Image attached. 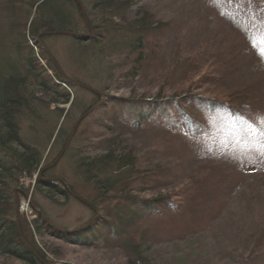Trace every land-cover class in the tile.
I'll return each instance as SVG.
<instances>
[{"label": "rangeland", "instance_id": "obj_1", "mask_svg": "<svg viewBox=\"0 0 264 264\" xmlns=\"http://www.w3.org/2000/svg\"><path fill=\"white\" fill-rule=\"evenodd\" d=\"M78 1L84 17L78 4L64 6L72 17L71 33L84 39L100 37L97 36L96 22L94 25L89 23L93 15H100L98 10H93V0ZM126 1V7L121 10L122 14L126 13L124 18L143 17L158 27L150 31L142 62L135 63L136 55L128 56L126 49L108 48L107 39L102 45H96L97 48L104 47L99 53L103 62L88 61L90 51L85 50L72 35L39 36L46 31L43 28L36 35L29 31L38 3L0 0V71L11 73L8 64L13 65L16 58L30 52L47 67L46 61L50 59L63 78L74 85L68 90L69 103L42 104L31 113L27 110L21 112L17 119L22 140L38 149L42 167L50 168L51 178L67 184L71 195L66 199L56 196L51 200L32 191L33 179L40 177L41 173L21 177L12 189L19 213L30 223L35 217L31 204L41 211L45 220L72 230L99 217L75 197L90 202L92 186L73 172V158L69 153H73L75 147L72 145L73 149L63 150L62 143L84 110L94 104L101 105L112 97L133 100L158 95L168 97L193 87L195 94L208 95L219 87L201 81L200 77L204 74L224 75L234 81L233 84H240L239 87L237 85L239 96L243 92L245 101L251 104V108L246 109L251 120L246 121L243 130L225 129L226 125H222L218 115L205 110L202 115L196 113L202 125L193 130H186L184 126L177 129L174 123L163 131L150 129L147 136L152 138L148 146L154 149L162 145L158 149L170 157L179 150L191 152L196 159L192 168L202 169L210 162L217 165L214 172L218 175L229 174L228 169L221 171L223 163L227 162L238 173L233 182L244 181V186H240L237 192L207 193L205 200L192 194L180 208L147 218L145 222L152 242L148 254L154 264H264V135L255 130L258 125L264 126V56L260 55L262 45L259 43L261 34H264V19L253 15L250 0ZM121 12L109 10L107 13H113L114 17H106L105 22L121 24ZM103 37L110 35L106 33ZM253 38L257 42L256 47H253ZM83 86L95 89L102 99ZM225 90L226 87L220 89ZM189 110L199 111L201 108L192 102ZM64 113L67 116L63 119ZM89 120L78 123L77 135L85 132ZM178 122L182 123V120ZM59 128L62 133L57 137ZM86 135L77 138L83 142ZM204 142L209 146L199 145L202 150L197 151L196 144ZM254 169L256 172H252ZM162 173L165 181L159 184L160 189H164L161 193L181 189L175 178L168 177V170ZM241 175L243 178L238 179ZM145 197H153V192ZM33 237L47 250L49 264L124 262L123 253L113 246L115 242L112 240L100 247L67 244L48 236L33 234Z\"/></svg>", "mask_w": 264, "mask_h": 264}, {"label": "trees", "instance_id": "obj_2", "mask_svg": "<svg viewBox=\"0 0 264 264\" xmlns=\"http://www.w3.org/2000/svg\"><path fill=\"white\" fill-rule=\"evenodd\" d=\"M29 1L31 4L38 3L33 22L29 23V31L33 35L40 28L45 32H71L72 17L64 10V6H76L75 0ZM254 1L250 0L251 4L249 3L253 6V15H260L264 19V0H256V4ZM126 3V0H93V10H98L100 15H93L89 23L94 25L96 22L95 28L99 31L97 36L100 37L84 39L78 37L79 34L72 35L85 50L90 51L88 61L103 62L99 53L104 47L97 48L96 45H102L105 39L108 41V48L126 49L128 56L135 54V63L144 60L143 53L150 41V31L158 27L146 22L143 17L130 20L124 18L126 13L122 14L121 10L126 7ZM109 10L120 11V20L123 22H105L106 17H114L113 13H107ZM106 33L110 37H103ZM46 62L49 69L29 52L16 58L13 65L8 64L11 73L4 74L0 71V259L4 260L0 264H49L47 250L35 242L33 234L78 246L101 247L112 240L115 242L113 246L123 253V264H154L148 254L152 242L145 222L147 218L180 208L192 194L205 200L207 193L217 195L221 192H237L240 186H244V181L233 182L238 173L227 162L223 163L221 171L228 169L229 174L218 175L214 172L217 165L210 162L202 169L192 168L196 159L191 152L179 150L170 157L158 149L162 145L155 146L154 149L148 146L149 139L152 138L147 136L150 129L163 131V128L174 123L177 129H183L184 126L186 130H193L202 125L197 114L202 115L205 110L218 115V120L226 125L227 130L241 131L245 128L246 121L251 120V114L246 110L251 108V104L245 101L243 92L242 97L239 96L237 88L240 84H233L234 81L224 75L204 74L200 77L201 81L219 87L213 90L214 93L195 94L193 87L168 97L158 95L155 98L135 100L112 97L101 105L94 104L84 110L78 119H81L79 124L90 119L85 132L77 135V129L72 132L73 125L62 143L63 150H69L72 145L75 147L73 153H69L73 158V172L92 186L90 202L75 197L99 217L86 226L66 229L45 220L41 211L30 204L35 217L29 227L30 223L19 213L17 201L12 194V189L21 177H33L34 174L41 173L40 177L33 179L32 191L51 200L56 196L66 199L71 195L67 184L66 186L61 180L51 178L50 168L42 167L40 152L34 145L22 140L17 123L18 116L25 110L31 113L42 104L49 106L52 103L67 104L70 101L68 90L73 88V83L63 78L50 59ZM225 87V91H220ZM92 92L102 99L95 89ZM192 102H196L201 110H189ZM66 116L64 113L63 119ZM178 117L182 123L178 122ZM255 130L264 133V126L258 125ZM61 133L59 128L57 137ZM85 134L83 142L78 140ZM77 140L80 147L74 146ZM185 145L191 147L187 143ZM196 145L197 151H200L201 146L207 148L209 143ZM156 151L159 152L156 154ZM166 170L170 172L168 177L175 178L179 186H182L181 189L179 187L174 191L161 193L164 189H160L159 184L165 181L162 172ZM252 172H256L255 169ZM242 178L241 175L238 179ZM150 192H153V197H145Z\"/></svg>", "mask_w": 264, "mask_h": 264}, {"label": "water", "instance_id": "obj_3", "mask_svg": "<svg viewBox=\"0 0 264 264\" xmlns=\"http://www.w3.org/2000/svg\"><path fill=\"white\" fill-rule=\"evenodd\" d=\"M76 1V3L79 5V7H80V9H81V11H82V16L84 15V13H83V8H82V6L80 5V3H79V1L78 0H75ZM84 17V16H83ZM43 35L45 34V35H53V34H67V35H76V34H74V33H71V32H57V31H54V32H44V33H42ZM84 88H86L87 90H91L92 91V89H90L89 87H87V86H83ZM80 120L81 119H78L77 120V122L75 123V125H74V128H73V130H72V132H74V130L76 129V127H77V125H78V123L80 122Z\"/></svg>", "mask_w": 264, "mask_h": 264}, {"label": "snow or ice", "instance_id": "obj_4", "mask_svg": "<svg viewBox=\"0 0 264 264\" xmlns=\"http://www.w3.org/2000/svg\"><path fill=\"white\" fill-rule=\"evenodd\" d=\"M252 43H253V47L257 46V42L255 40V38L252 39ZM259 43L262 45L260 47V55L264 56V34H261L260 38H259ZM262 135H264V133H261Z\"/></svg>", "mask_w": 264, "mask_h": 264}, {"label": "built area", "instance_id": "obj_5", "mask_svg": "<svg viewBox=\"0 0 264 264\" xmlns=\"http://www.w3.org/2000/svg\"><path fill=\"white\" fill-rule=\"evenodd\" d=\"M27 205V204H26Z\"/></svg>", "mask_w": 264, "mask_h": 264}]
</instances>
